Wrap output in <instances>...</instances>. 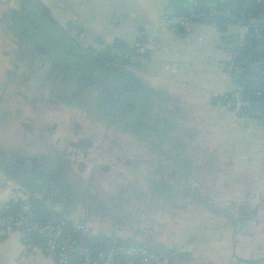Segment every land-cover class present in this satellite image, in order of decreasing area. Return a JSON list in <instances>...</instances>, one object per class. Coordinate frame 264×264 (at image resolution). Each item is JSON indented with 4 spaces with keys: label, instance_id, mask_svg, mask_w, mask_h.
Segmentation results:
<instances>
[{
    "label": "crops",
    "instance_id": "0c3cea01",
    "mask_svg": "<svg viewBox=\"0 0 264 264\" xmlns=\"http://www.w3.org/2000/svg\"><path fill=\"white\" fill-rule=\"evenodd\" d=\"M220 2L0 0V159L13 166L12 160L22 157L27 168L38 170V155L44 151L58 162L50 159L51 170L61 168L43 190V178L42 186H19L0 166V205L35 197L73 227L88 228L93 239L103 235L160 248L157 264H264V127L215 102L236 88L223 71L227 58L217 29L195 23L172 30L163 23L165 15ZM69 24L73 31L67 30ZM227 33L244 29L234 25ZM56 36L74 44L73 49L58 48L61 54L71 57L76 46L94 63L92 52L75 38L94 46L119 40L143 56L134 72L101 63L116 71L114 81L128 87L126 117H137L134 130L119 131L124 147L120 167L126 173L134 169L133 186L124 187L119 201L110 195L111 187L106 191L99 184L101 165L93 160L96 152H108L102 141L116 131L43 130V103L33 97L32 87L41 85L46 70L49 79L58 70L64 77L62 72L75 76L71 65L67 71L48 54L47 45ZM81 135L87 138L80 146ZM64 136L71 141L66 148L56 145ZM81 168L94 169L87 174L78 172ZM121 183L117 180L116 187L123 188ZM23 237L0 232V264H56Z\"/></svg>",
    "mask_w": 264,
    "mask_h": 264
},
{
    "label": "trees",
    "instance_id": "16d2710c",
    "mask_svg": "<svg viewBox=\"0 0 264 264\" xmlns=\"http://www.w3.org/2000/svg\"><path fill=\"white\" fill-rule=\"evenodd\" d=\"M194 10L195 12L206 13L207 7L199 5ZM214 10L216 11L215 14L201 20L199 23L213 26L220 33L221 50L227 56V60L222 66L236 87L232 92L218 96L215 102L221 108L226 109L228 107L230 110L240 112L242 115L240 118L257 120L264 127V41H258L255 38L257 27L263 30L264 35V21L258 23L256 27L243 24L241 27L244 29V33L242 34L228 35L227 33V29L236 25L241 18H261L264 14V0H249L247 2L224 0L215 5ZM69 28L70 31H73L71 24H69ZM98 44L103 52L98 53L97 56L93 54L108 64L115 65L118 62L120 65L125 66L130 59L139 58L141 60L143 58L137 48L130 50L119 40H115L109 45L102 42H98ZM137 66L138 64L134 65L132 72L135 71ZM44 184L48 186L46 183ZM27 201L30 210L35 214L36 220L43 223L61 224L65 234L69 235L76 243H83L94 253L112 245L133 246L134 244L133 242H125L118 238L103 235H99L95 239L91 236H83L77 228L62 217L61 213L47 209L35 197L30 196ZM22 204L23 201L17 199L0 205V216L18 215ZM23 241L27 246L37 245L43 248L44 245L43 241L38 239L32 232H25ZM139 244L140 246L136 248L147 249L148 252L161 260L162 250L160 248H152L151 244L147 242H139ZM55 261H57L56 258ZM118 262L121 264L139 263L137 259L119 258L115 260L114 264ZM71 264H80V258L73 256Z\"/></svg>",
    "mask_w": 264,
    "mask_h": 264
},
{
    "label": "rangeland",
    "instance_id": "374dc122",
    "mask_svg": "<svg viewBox=\"0 0 264 264\" xmlns=\"http://www.w3.org/2000/svg\"><path fill=\"white\" fill-rule=\"evenodd\" d=\"M68 28L67 30H69ZM70 31V30H69ZM76 37V35L74 34ZM77 43H79L84 49L89 50L91 55L97 59V54L103 52V49L98 46H94L92 43L89 44L87 40L83 37L75 38ZM64 41H67L66 43H63L60 40V37L56 36V39L53 40V42L50 43V45H47V51L50 57H53V60L58 61L60 59L61 63L60 65H64L67 69V71L70 70V65L73 67L72 69H75L76 71L79 70V68H83L85 70L87 67H89V72H91L93 75L99 76L100 72L105 73L106 69L101 64L105 61H99L100 63H94L89 60V56L84 55L81 53V49L76 47L73 51V55L69 57V54H61L58 50V48L64 47L66 49V46L68 48L73 49L74 44L67 38H65ZM115 41V40H114ZM113 41V42H114ZM112 42V43H113ZM52 47H56L55 49ZM53 49V50H51ZM81 51V52H80ZM93 53L96 55H93ZM79 56H78V55ZM58 59H56V58ZM37 59H40L39 57ZM98 60V59H97ZM106 63V62H105ZM118 67H122L124 65H120L118 62L115 64ZM44 66V65H43ZM125 69V66L122 67ZM69 69V70H68ZM70 70V71H71ZM133 70V69H132ZM49 70H46L43 72V78L38 80L40 86H38L36 89L32 87V95L33 97L39 96L40 100H42L43 103V130L46 129L47 132L50 131H56L54 127H58L60 129H73V128H90V132L97 131V132H110L116 131L117 134L113 135L111 140L102 141L105 142V146L108 147V152H103L100 154L99 152H96V155L93 160L94 163L99 166L100 172L98 173V177L100 179L99 184L102 186L103 190L106 191L111 187L112 192L110 195L115 197V200L119 201V198L121 197L122 191H124L125 186H133V180H134V169L132 167L131 173H126V169L124 167H120L121 161L119 160L121 154L123 155V141L122 136L120 135L119 131H121V128H130L135 129L134 120H137V117L134 116L132 119L126 117L124 114L119 112V107L117 104H111L113 103L112 95L114 93L110 92L111 99L107 100L106 92H104L103 89H99L95 86L89 85L86 87V82L90 83L88 81H84V74H79L71 77L72 75L68 74L70 72H62L63 74L67 73V76H62L60 73V70L58 72H50L49 76H52V78H48V72ZM64 71V70H63ZM116 72V71H110ZM38 73V72H36ZM72 73V72H71ZM41 77V75L39 74ZM82 77V78H81ZM117 75L113 74L108 81L110 83L112 80L116 79ZM85 88V89H84ZM36 91V94H35ZM85 101H83V99ZM85 102L88 103L85 104ZM124 102V99L122 100ZM121 110H126L125 108ZM61 116V117H60ZM44 132V131H43ZM99 136H106L109 137L108 134L106 135H99ZM46 135H43V145L46 143ZM80 146L82 144V137L87 138V136H79ZM130 140L131 146L134 148L137 140L135 138V135L132 134ZM58 141V144L61 145L63 148H66L67 145L71 142L67 137H60L59 139H56ZM65 146V147H64ZM135 154V152H134ZM93 156V154H91ZM49 154H45L43 151L42 153H39L38 159L39 162L44 166L45 169L50 170L52 169V165L49 163L52 159L53 162H57L55 158H51ZM129 158H132L129 155ZM120 161V162H119ZM136 161L133 160L132 163L134 164ZM92 163V162H91ZM90 163V164H91ZM94 165V164H91ZM82 169V168H81ZM94 169V168H92ZM92 169L90 172H92ZM87 168H83L82 170H79L78 172H84V173H90L86 172ZM118 171V172H117ZM120 172V173H119ZM110 174V178L105 180ZM120 177L117 178L114 175H119ZM128 178L126 179V177ZM121 179L122 183L121 185H124L122 187H116V181ZM110 180V181H109ZM109 181L108 183H106ZM109 183H114V185H110ZM105 186V188L103 187ZM121 188V189H120ZM99 189V188H98ZM135 189H139L138 187H135ZM120 190V192H119ZM124 193V192H123Z\"/></svg>",
    "mask_w": 264,
    "mask_h": 264
},
{
    "label": "built area",
    "instance_id": "2783aa9c",
    "mask_svg": "<svg viewBox=\"0 0 264 264\" xmlns=\"http://www.w3.org/2000/svg\"><path fill=\"white\" fill-rule=\"evenodd\" d=\"M222 1L224 0H221V2ZM235 1L247 2L249 0ZM215 13L214 6H208L206 13L195 12V10L192 9L185 14L165 15L163 17V23L172 30H183L195 23H199L201 20L207 19L210 15ZM261 21H264V14L259 19L241 18L236 25L241 27L243 24H246L256 27ZM255 38L258 41H264L263 30L261 28H256ZM135 46L138 47V45ZM139 63V58L130 59L129 63L125 65V69L132 71L134 65H139ZM225 73L229 76L227 72ZM226 109L233 112L238 117L242 116L241 113L236 110H230L228 107ZM21 201H23V204L18 215L0 216V232H13L21 236L24 235L25 232H32L38 239L43 241L45 253L53 257L54 260L55 258L57 259L56 264H71L73 256H78L80 258V264H114L115 260L119 258L137 259L139 262L138 264L158 263V259L148 252L147 249L136 248L134 246L112 245L94 253L83 243H76L69 235L65 234L61 224L43 223L36 220L35 214L28 206L27 199L21 197ZM78 230L83 236H88L90 233V230L86 227L79 226Z\"/></svg>",
    "mask_w": 264,
    "mask_h": 264
},
{
    "label": "flooded vegetation",
    "instance_id": "af4514ba",
    "mask_svg": "<svg viewBox=\"0 0 264 264\" xmlns=\"http://www.w3.org/2000/svg\"><path fill=\"white\" fill-rule=\"evenodd\" d=\"M97 59L95 58V63H100L99 61H101V60L98 57H97ZM72 74L78 75V76H79V74H84L83 75L85 77L84 81L90 82V83L86 82V87L89 85H92V86H95L99 89H103L104 92H106V96L108 95V93L110 94V92L114 93V95H112L114 97V99H112L113 103H111V104H117V106L119 107V112H121L122 114H124L126 116L127 111L121 110V109H123V108L126 109L127 107H129V101L128 100H129V96L131 95V93H128V87L127 86H123L122 84H121L122 85L121 86L117 81L113 80L110 83H108V81L111 78V76L113 75V73H110L108 70H106L105 73L100 72L99 76L97 77L96 75H93L91 72H89V68H86L85 70H83V68H79V70H77V71L72 70ZM109 89H110V92H109ZM123 99H124V102H122ZM83 101H85V100L83 99ZM85 104L88 105L87 102H85ZM130 104L132 106V112L135 113V110H136L135 105L132 103V101ZM5 160L6 159H4V158L0 159V166L1 167L4 163H6ZM12 161L17 162V163H13V165H15V164L18 165L21 163L24 164V160L22 157L16 158ZM33 168L34 167H28L27 171H29V172L35 171V169H33ZM59 170H61V168L60 169L56 168L55 170L50 169V170H47L45 172L43 171V190H45L44 188L46 186L44 183H46L49 186L50 183H53L55 180H57V178L55 177L54 174ZM57 175H59V174H57Z\"/></svg>",
    "mask_w": 264,
    "mask_h": 264
},
{
    "label": "water",
    "instance_id": "95a60500",
    "mask_svg": "<svg viewBox=\"0 0 264 264\" xmlns=\"http://www.w3.org/2000/svg\"><path fill=\"white\" fill-rule=\"evenodd\" d=\"M4 166L1 168V171L5 173L8 177L11 176L14 179V182L19 186H24L26 183L33 186L39 187L42 186L39 182L43 178V171H47L43 165H40L35 171H27V167L21 164H15L12 167V163L5 160ZM17 163V162H15ZM135 247H139V242L133 244Z\"/></svg>",
    "mask_w": 264,
    "mask_h": 264
}]
</instances>
